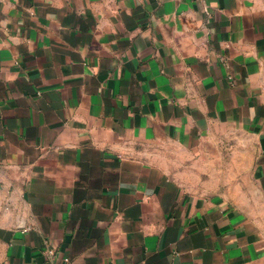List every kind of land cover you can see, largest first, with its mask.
I'll list each match as a JSON object with an SVG mask.
<instances>
[{
    "label": "crops",
    "instance_id": "0c3cea01",
    "mask_svg": "<svg viewBox=\"0 0 264 264\" xmlns=\"http://www.w3.org/2000/svg\"><path fill=\"white\" fill-rule=\"evenodd\" d=\"M0 264H264V0H0Z\"/></svg>",
    "mask_w": 264,
    "mask_h": 264
},
{
    "label": "built area",
    "instance_id": "2783aa9c",
    "mask_svg": "<svg viewBox=\"0 0 264 264\" xmlns=\"http://www.w3.org/2000/svg\"><path fill=\"white\" fill-rule=\"evenodd\" d=\"M44 254L51 256V255L53 254V251H52L51 249H48V250H46V251H45V253H44ZM64 261H65V262H67V261H68V259H67V258H65V259H64Z\"/></svg>",
    "mask_w": 264,
    "mask_h": 264
}]
</instances>
